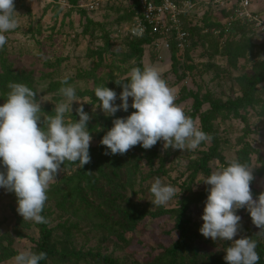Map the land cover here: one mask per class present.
Returning <instances> with one entry per match:
<instances>
[{
	"label": "rangeland",
	"instance_id": "obj_1",
	"mask_svg": "<svg viewBox=\"0 0 264 264\" xmlns=\"http://www.w3.org/2000/svg\"><path fill=\"white\" fill-rule=\"evenodd\" d=\"M96 1L14 0L17 28L4 34L6 44L0 48V73L4 71L5 60L16 76L30 77L29 79L33 80L35 102L41 104L38 115L42 118V111L46 107L54 109V106L64 99L59 90L52 91L49 85L52 82L69 79L71 81L69 86L75 89L76 98L80 102H73L72 112L65 113L66 121L70 122L73 117L79 119L76 108L83 104L84 111L90 116L88 124L98 123L99 129L106 133L102 120L104 117L112 121L115 118H124L131 114L132 108L129 107L127 112L119 110L114 116H106L97 106L94 89L106 86L114 90L117 94L116 104L121 103L119 94L122 86L116 82H125L126 73L136 67L138 62V56L134 57L131 53L130 42L133 40L127 38L124 33L134 20L132 17L136 13V8L132 0H100L99 6L91 9V4ZM192 1L199 3V8L195 10L196 18L188 14L189 17L186 19L187 27L191 33L194 32V48L186 58H182V62L178 63L164 48L160 53L163 57L161 60L157 55L154 56L153 50L149 47H144L141 57L143 67L155 66L158 69L162 79L174 93V103L188 117L192 112L194 99L187 96L196 94L204 100L202 113L211 110L212 102L236 100L242 96V87L238 79L253 75L255 64L264 60V32L245 29L239 36L233 37L239 40L237 43L239 48L248 45L247 55L240 57L237 67H233L231 59L224 54L228 46L224 48L225 45L221 46L218 39L206 38L205 35L210 34L217 25L221 26L224 23L223 14L213 9L214 12L208 14L211 16L206 19L210 0H174L181 7L183 3ZM256 8H259L258 12L264 22V0H251L250 10L255 12ZM195 27L199 28V32L193 31ZM251 46L252 49H249ZM113 83L114 86L110 87ZM259 96L254 106L240 110V116L225 115L223 112L212 121L214 134L220 145L219 152L226 164L232 160L240 162L239 152L245 146L252 150L250 166L253 167V180L250 182V190L253 199L264 192V178L260 176L264 172V83L259 86ZM131 102L129 98V105ZM93 106H97L95 111ZM194 122L201 129L200 119L197 118ZM97 145L98 140L92 137L89 148ZM163 145V141H158L150 149L136 147L129 150L134 157L142 158L139 163L142 175L151 171L153 176L145 181L142 180V175L141 178L137 177L136 200L152 213L145 217L135 232L127 236L128 244H121L115 238H105L101 233L83 226V231L73 236L72 240H67L64 232L59 230L57 235L60 237L53 240L56 247L62 248L67 241L72 242L78 249L100 250L103 254L112 255L125 262L146 264L151 259L155 260L163 248L170 247L179 239L175 219L169 213L161 216L158 212L161 209L163 212L178 209L183 196L189 194L184 191L186 184H191L193 194L204 196V201H194L188 210L191 227L199 229L203 224L201 216L208 195L207 189L210 186L201 182L206 176L203 174H199L195 181L191 182L190 176L193 172L191 166L202 151L209 150L212 142L208 138L204 145L201 143L195 150L164 148ZM153 149L159 152L161 159L165 158V174L161 172L154 174L161 166L160 158L154 161L153 167L147 164L145 155ZM64 164L61 165L56 179L50 183L49 188L70 174L68 169L62 167ZM209 166L214 171L224 165L219 160H214ZM157 177L162 183L176 188L174 197L165 206H153L150 202L152 200L150 185ZM46 207L50 208L47 219L49 228L57 229L60 223L67 220L68 216L59 213L54 207V202L47 203ZM16 208V198L4 194L0 197V243L6 247L11 244V248L16 252L25 249L35 252L36 241H39L41 236L37 222L23 220ZM236 214L241 217L239 223L251 228L256 234L259 233L260 229L252 224L246 208L238 209ZM199 234L201 237L194 241V244L206 251L225 253V248L231 244V241L227 240H216L215 244L206 243L207 239L210 241L212 239L205 238L200 232ZM259 235L264 239V233ZM242 237L245 236L238 231L233 239ZM0 264H14V261L10 259Z\"/></svg>",
	"mask_w": 264,
	"mask_h": 264
},
{
	"label": "clouds",
	"instance_id": "obj_2",
	"mask_svg": "<svg viewBox=\"0 0 264 264\" xmlns=\"http://www.w3.org/2000/svg\"><path fill=\"white\" fill-rule=\"evenodd\" d=\"M213 1L209 2L208 13L214 9ZM255 13L260 16L259 12ZM16 14L14 0H0V48L6 44L4 34L17 28ZM142 31V28L131 30L137 36ZM125 81L116 82L122 84L120 104H116L114 90L106 86L94 89L97 106L106 116H114L119 110L127 112L129 107L135 109L127 117L113 119L112 127L100 140V144L106 146L105 155H123L138 144L150 149L158 141L164 142V148L195 150L208 139L194 120L174 103L173 91L155 66L133 67L126 73ZM66 83V79L61 81L62 85ZM7 87L5 102L0 104V169H3L0 171V188L15 194L16 211L23 220L43 223L45 218L41 212L46 193L61 165L65 161L78 162L83 168L90 161L92 137L87 127L90 116L80 104L76 108L79 119L66 121L65 113L72 112L73 102H80L72 86L59 89L64 99L54 106V115L43 118L38 115L41 104L35 102L36 93L32 89L15 82H10ZM97 106H93V111ZM252 171L253 167L232 160L201 181L210 187L199 232L213 241H231L224 250L226 264H258L259 261L254 239H233L241 220L236 211L241 208H246L252 224L260 229L258 234L264 233V192L253 199L250 190ZM149 191L153 206H165L174 197L176 188L162 183L157 177ZM45 258L44 252L25 249L18 251L12 259L14 264H40Z\"/></svg>",
	"mask_w": 264,
	"mask_h": 264
},
{
	"label": "trees",
	"instance_id": "obj_3",
	"mask_svg": "<svg viewBox=\"0 0 264 264\" xmlns=\"http://www.w3.org/2000/svg\"><path fill=\"white\" fill-rule=\"evenodd\" d=\"M135 5V12H138L137 0H132ZM212 1V0H211ZM193 3L195 1H192ZM213 9V8H211ZM236 6H230L227 10L221 11L223 14L224 23L221 26L217 25L215 29H212L210 34H205L206 38H216L219 40L220 45L228 48L224 51L232 62L233 67H237V61L240 57H246L247 46L239 48L237 38L233 36H239L240 32L245 29H251L258 31L255 24L249 21H242L234 18ZM213 10H209L208 14H211ZM214 12V11H213ZM134 13V16L135 14ZM207 14V18L209 16ZM132 17V19L134 18ZM189 15L183 16L184 29L189 32V46L186 47L182 56H178L177 40L170 35V47L168 51L171 53L172 59L176 62H182V58L186 56L194 48V32L191 33L187 27L186 19ZM230 18H232L230 20ZM221 20V18H220ZM222 20V22H223ZM213 27V26H212ZM193 31L199 32V28L195 27ZM259 32V31H258ZM206 33H208L206 31ZM210 35V36H209ZM159 36L145 35L141 38H134L130 42V48L132 55L138 56V62L136 67L143 69L141 57L143 55L144 47H149L153 50V43ZM128 38V37H127ZM242 38V37H241ZM240 39V38H239ZM223 40V43H221ZM247 44V42H244ZM238 46V47H237ZM252 49V46L251 48ZM154 52V56L159 55V52ZM163 60V57L162 59ZM3 73H0V104H3L6 99V93L9 91L7 85L10 82L22 83L32 89L35 93L33 80L30 77L22 78L16 76L11 67H8L6 61H3ZM7 66V67H6ZM61 81L52 82L49 87L52 91L59 90L62 86H69L71 81L66 79L67 83L62 85ZM242 87V96L236 100H229L226 102H212L211 110L201 112L204 100H202L196 94H190L187 96L193 97L194 103L190 118L194 121L199 118L201 122V130L206 133L211 140L212 145L208 151H202L200 157L193 162L191 182H194L199 174L209 175L212 172L210 163L214 160H219L224 166L226 162L220 154V145L214 134L213 119H216L219 113L234 114L240 116V110L252 107L255 105L259 96V86L264 83V60L255 64L254 74L249 76H242L238 79ZM123 83H126L123 82ZM114 83L110 87H113ZM122 86V84H120ZM82 95V94H81ZM83 97V95H82ZM36 95L34 97V100ZM135 111L131 109L130 113ZM43 117L54 115V109L46 107L42 111ZM222 114V115H223ZM70 122L78 120L77 117ZM104 122V128L109 130L112 127V120L110 118L102 119ZM88 131L91 137L98 140V145L89 148L90 161L81 168L78 162L67 161L64 166L70 171V174L65 175L59 183L53 185L47 190V199L45 201L41 215L45 218V222L37 223L40 229V239L36 241L35 252L46 253V258L40 261V264H140L139 262H125L112 255L103 254L100 250L84 251L78 249L71 242H65L63 247L58 249L53 243L59 230L64 232V237L67 240H72L73 236L80 234L83 231V226H87L91 230L101 233L105 238H115L121 244H128L129 240L127 236L135 232L140 227L141 222L146 216L152 212L148 208L143 206L137 201L138 192L136 191L137 177L141 178L142 172L139 165L142 158L134 157L129 150L143 149L141 146H133L123 155H105L106 146L100 144V140L106 134L102 129H99L98 123H87ZM204 145V142H202ZM110 151V150H108ZM251 151L249 146H245L239 152L240 163L250 166ZM160 158V154L157 150L148 152L145 155L147 164L153 167L154 161ZM165 158H160L161 166L154 174L161 172L166 173L164 169ZM3 169H0L2 171ZM141 172V173H139ZM151 172V171H150ZM145 173L142 175V180L145 181L149 177L153 176V172ZM264 178V172L260 174ZM127 179V180H125ZM184 189L185 193H189L188 196L184 195L180 202V207L174 210L163 212L159 210L158 215L163 216L169 213L172 218L175 219V229L179 233V239L173 243L170 247L162 249L161 254L155 259H151L146 264H226L223 257L226 253L222 251H206L200 249L199 245L196 246L194 241H198L201 237L199 229L191 227V218L188 212L190 206L194 204V201H204L202 194L195 195L192 193L191 184H186ZM7 197L16 198L14 193L7 192L0 188V197L2 195ZM196 197V198H195ZM54 202V207L63 216H68L64 223H60L56 228H49L47 222L50 215V208L47 209L46 204ZM155 215V214H152ZM239 233L245 237L252 238L256 241V252L259 255L258 264H264V239L262 235L256 234L251 228L244 227L239 223ZM206 243L215 244L214 241L206 240ZM17 252L11 248V244L6 247L0 243V263L12 259ZM153 260V261H152Z\"/></svg>",
	"mask_w": 264,
	"mask_h": 264
},
{
	"label": "built area",
	"instance_id": "obj_4",
	"mask_svg": "<svg viewBox=\"0 0 264 264\" xmlns=\"http://www.w3.org/2000/svg\"><path fill=\"white\" fill-rule=\"evenodd\" d=\"M99 1L91 4L93 9L99 6ZM138 13L134 17L132 24L126 28L127 37L141 38L145 35L159 36L153 43V50L161 53L162 49H169L170 35L176 38L178 44V56H182L187 46H189V32L184 29L183 16L186 14L197 15L195 10L197 4L192 2L183 3V7L177 5L174 0H137ZM212 6L217 11L227 10L230 6H236L234 18L242 21H249L255 24L259 32H264V22L261 17L250 10L251 0H214ZM232 18H230L231 20ZM133 28H142V34L133 35ZM159 59L162 56L158 55Z\"/></svg>",
	"mask_w": 264,
	"mask_h": 264
},
{
	"label": "crops",
	"instance_id": "obj_5",
	"mask_svg": "<svg viewBox=\"0 0 264 264\" xmlns=\"http://www.w3.org/2000/svg\"><path fill=\"white\" fill-rule=\"evenodd\" d=\"M255 1H256V0H255ZM255 10L258 12L259 8H256ZM256 11H255V12H256Z\"/></svg>",
	"mask_w": 264,
	"mask_h": 264
}]
</instances>
